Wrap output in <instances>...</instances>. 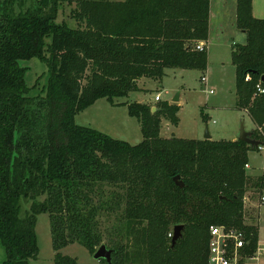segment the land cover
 <instances>
[{"label": "trees", "instance_id": "obj_1", "mask_svg": "<svg viewBox=\"0 0 264 264\" xmlns=\"http://www.w3.org/2000/svg\"><path fill=\"white\" fill-rule=\"evenodd\" d=\"M20 1L0 0L2 264L38 258L36 224L44 213L54 264H81L62 252L74 243L91 254L106 244L114 252L105 264H208L209 230L217 224L244 230L253 253L259 227L246 224L244 197L264 182L246 168L249 152L264 147V19L253 15V0H237L235 23L246 38L234 45L232 62L235 108L251 118L260 146L163 137L164 119L179 124L178 103L153 111L147 103L116 102L143 79L163 80L169 68H208L211 0H77L76 27L57 20L60 5L72 0H33L17 11ZM35 56L50 74L32 96L21 60ZM101 98L128 106L141 123V142L76 122ZM180 224L173 245L169 233Z\"/></svg>", "mask_w": 264, "mask_h": 264}, {"label": "rangeland", "instance_id": "obj_2", "mask_svg": "<svg viewBox=\"0 0 264 264\" xmlns=\"http://www.w3.org/2000/svg\"><path fill=\"white\" fill-rule=\"evenodd\" d=\"M33 4V0H21L20 4H16V10L25 11ZM76 6L77 0H72V3L63 2L59 8L58 22H66L71 27H76L77 22L71 16V11ZM236 28L235 23L234 29L227 28L225 36L218 33L227 41L222 45L213 46L210 50L208 68L205 71L169 68L163 80L144 79L145 82L140 83L139 90L132 91L126 97L117 98L116 102L138 101L156 107L165 102L174 103L173 98L179 95L177 102L180 105L179 124L175 126L168 120H163L161 135L167 138L174 137L172 135L174 133L180 138L204 139L208 129L213 140H234L240 135L242 123L248 131H252L254 124L249 115L244 110L235 108L236 67L232 62V50L235 44L244 43L246 38L242 31ZM21 65L27 67L25 80L32 87L30 94L40 95L49 79L48 65L37 56L21 60ZM203 77L206 81L202 80ZM157 95L161 97V101L156 100ZM204 115L208 119L207 122L204 120ZM75 120L80 125L97 129L131 144H138L143 140L141 123L129 114L128 106L114 105L107 98H101L91 107L79 112ZM248 165L247 171L254 178L264 177V147L260 151L249 152ZM262 188L264 182L263 186L252 187L245 195L244 219L247 225L258 224L264 237V214L257 206ZM29 205L24 203L21 207V215L25 214ZM103 224L104 227L110 228L112 221L106 219ZM36 232L39 255L37 259L32 260V264H54L55 250L49 214L38 216ZM62 252L76 257L81 264H105L95 259L85 246L78 243L68 245ZM6 257L5 247L0 239V264ZM260 264H264V258L261 259Z\"/></svg>", "mask_w": 264, "mask_h": 264}, {"label": "built area", "instance_id": "obj_3", "mask_svg": "<svg viewBox=\"0 0 264 264\" xmlns=\"http://www.w3.org/2000/svg\"><path fill=\"white\" fill-rule=\"evenodd\" d=\"M203 46L204 43L200 44L198 48L202 49ZM202 80L206 81V78L203 77ZM259 90L264 92L261 87ZM155 98L157 101H161L159 95ZM246 168H249L248 164H246ZM257 202L259 210L264 214V188L260 191ZM255 226L259 225L255 224ZM169 237H173V230L169 233ZM249 247L250 239L244 230L226 224L211 225L208 264H260L261 259L264 258V237L260 226L256 249L253 253H249Z\"/></svg>", "mask_w": 264, "mask_h": 264}, {"label": "crops", "instance_id": "obj_4", "mask_svg": "<svg viewBox=\"0 0 264 264\" xmlns=\"http://www.w3.org/2000/svg\"><path fill=\"white\" fill-rule=\"evenodd\" d=\"M236 9L237 0H211L210 34L206 43L208 46V57L213 46L222 45L227 41L226 38L221 37L218 33L225 36L228 27L235 28ZM253 15L256 18L264 19V0H253ZM242 33L244 34V32ZM141 82H145V80L143 79Z\"/></svg>", "mask_w": 264, "mask_h": 264}, {"label": "water", "instance_id": "obj_5", "mask_svg": "<svg viewBox=\"0 0 264 264\" xmlns=\"http://www.w3.org/2000/svg\"><path fill=\"white\" fill-rule=\"evenodd\" d=\"M264 79V77H263ZM179 100V95H177L175 98H173V102L177 103ZM156 110V107L153 108V111ZM173 136H175V134H172ZM204 139H212V136L210 134V132L206 131V135ZM239 140H242L246 143H248L249 145L252 146H260L261 142L259 140H256L252 137V131H248L245 127V124L242 123L241 124V128H240V135L238 137ZM176 184L180 187H184V182L179 180V176H176L174 178ZM184 229V225H176L173 228V237H172V244L175 245V243L177 242V240L182 236V231ZM113 250L109 249L106 244L101 245L96 252L93 254L94 258L97 260H102L105 259L108 263L112 262V258H113Z\"/></svg>", "mask_w": 264, "mask_h": 264}]
</instances>
